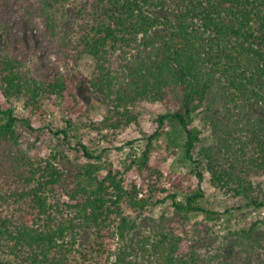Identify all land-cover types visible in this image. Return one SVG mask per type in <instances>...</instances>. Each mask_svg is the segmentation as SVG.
I'll return each mask as SVG.
<instances>
[{
	"label": "trees",
	"instance_id": "obj_1",
	"mask_svg": "<svg viewBox=\"0 0 264 264\" xmlns=\"http://www.w3.org/2000/svg\"><path fill=\"white\" fill-rule=\"evenodd\" d=\"M0 27V264H264V218L229 230L209 255L187 223L194 213L264 211V0H0ZM40 42L57 47L66 69L92 59L85 82L108 113L91 124L100 135L91 144L71 116L88 117L80 82L26 67L28 45ZM143 101L165 109L140 129L139 155L114 168L103 131L138 122ZM46 103L62 124L44 117ZM196 118L213 144L197 147ZM32 135L65 147L33 155L23 146ZM155 153L185 168L178 182L173 169L161 184ZM204 169L244 203L209 207ZM130 172L153 180L128 189Z\"/></svg>",
	"mask_w": 264,
	"mask_h": 264
},
{
	"label": "rangeland",
	"instance_id": "obj_2",
	"mask_svg": "<svg viewBox=\"0 0 264 264\" xmlns=\"http://www.w3.org/2000/svg\"><path fill=\"white\" fill-rule=\"evenodd\" d=\"M0 27V33H1ZM6 46L3 39L0 37V48ZM57 47L55 45L49 46L44 43H39V45H28L27 47V57L28 61L26 67L33 71L34 73L40 74L41 76H48L51 72L64 71L71 72L72 76L80 82L77 88L79 97L82 100V106L89 109L88 117L83 113L72 114V120L77 124L79 133L81 134L83 140L91 144V140L100 137L96 131L91 130L92 123H99L108 113L107 108L103 105L99 98L92 93L89 86L86 84L85 80L91 75L93 70V61L89 56H83L77 64L71 63L66 69L65 65L59 60V54L57 53ZM3 100V99H2ZM67 103V100L66 102ZM19 111L23 114H29V109H24L23 104L19 102L16 106ZM46 110L44 117L47 120H51L53 124H62V110L55 106V104L46 103L43 107ZM165 106L159 103L152 102H139L134 108V112L138 115V122L131 123L128 127L118 131L116 134L112 133L111 130L103 131L106 138L99 141L101 147H110L108 152V158L113 163L114 168H121L124 162L128 161V157L131 155H139L142 148L144 147V141H142L140 129L145 128L147 130H152L154 128L153 118L160 112L164 111ZM38 113L37 111L34 113ZM33 114V115H34ZM33 117V116H31ZM196 125L201 130V141L198 146L210 145L214 143V137L212 135L211 129L207 124L201 121L199 118L195 120ZM28 141L23 144V146L33 155H45L50 149L54 147L64 148L65 145L62 141L56 139H48L45 143L38 141L35 142L34 136H30ZM34 141V142H32ZM158 153L153 154L150 164L155 166H160L163 172V179L161 181L162 185L168 186L170 181L167 180V176L170 175L173 169H175V176H173V182H178V176L184 175L186 173L185 168H177L172 163V158H167V161L162 164L158 161ZM162 157V156H161ZM205 165V162H202ZM201 165V167L203 166ZM203 188L205 190L206 199L208 201L207 205L215 210H223L225 207H236L241 205V200H236L231 198V195L223 191H218L210 183V174L207 170H203ZM149 180H153L149 172H143L142 174H136L134 172L127 173L125 186L130 189L131 184L134 183L138 186H145ZM244 203V202H243ZM161 206H156L151 209L154 216H157L161 211ZM259 218H264V211L250 210L246 207L241 209H233L231 213L227 215H222L219 219L213 221H208L203 218V214H192L190 216V221L188 223V231L191 233L197 232L198 235L205 239L208 243L205 244L203 249L204 254H210L215 252V247L219 243L223 246H227L228 242L225 236L228 231L240 226H249L255 220ZM212 229V230H211ZM212 232V233H211ZM210 236V237H208ZM215 264V263H214Z\"/></svg>",
	"mask_w": 264,
	"mask_h": 264
}]
</instances>
